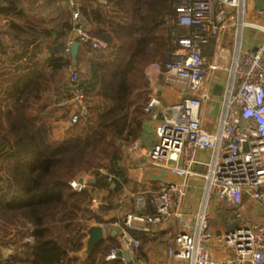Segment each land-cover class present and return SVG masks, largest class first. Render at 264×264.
Masks as SVG:
<instances>
[{"label":"trees","instance_id":"trees-1","mask_svg":"<svg viewBox=\"0 0 264 264\" xmlns=\"http://www.w3.org/2000/svg\"><path fill=\"white\" fill-rule=\"evenodd\" d=\"M8 1L9 13L26 21H12L0 32V264H120L122 257L109 253L126 248L122 236L84 254L88 231L127 214L122 193L139 181L124 164V147L143 134L149 119L154 88L147 67L165 63L177 38L194 27L179 24V0H115L109 6L80 0L89 32L109 46L97 51L82 45L75 60L63 51L74 28L70 8L47 21L19 12V0ZM47 3L61 9L58 0ZM74 66L84 87H101L112 106L86 115L57 139L49 131L50 115L69 112L57 102L72 94L67 71ZM88 176L95 178L92 189L106 190L104 204H93L92 189L72 186ZM157 196V187L147 194L146 211L156 210ZM125 229L141 239L139 253H147L149 238Z\"/></svg>","mask_w":264,"mask_h":264},{"label":"built area","instance_id":"built-area-1","mask_svg":"<svg viewBox=\"0 0 264 264\" xmlns=\"http://www.w3.org/2000/svg\"><path fill=\"white\" fill-rule=\"evenodd\" d=\"M64 1L71 9L74 28L63 51L72 54L75 41L97 51L107 48V40L89 32L80 0ZM114 1L100 0L105 6ZM257 7V0H179V24L194 28L177 38L178 46L165 63L152 62L146 73L151 81L166 75L169 82L188 87L190 93L165 102L160 93L153 91L146 110L156 135L145 161L181 179L158 181L154 212L146 211L147 197L141 194L136 197V208L122 220L96 224L105 230L120 225L139 231L161 224L172 235V253L184 264H264V22L254 19ZM233 25L237 38L224 113L218 130L210 131L203 127L201 119L203 101L211 92L210 83L207 86L205 83L221 67L220 61H210L213 50L210 39L215 36L219 45L226 29ZM249 27L263 33L257 50L245 44V29ZM70 71L72 94L59 99L57 104L69 107L73 124L112 106L106 98L103 102L92 100L89 94L93 90L84 87L81 70L71 67ZM124 152L129 166L143 167L140 137L127 144ZM135 162L139 165H134ZM115 176L109 173L108 179L113 181ZM89 177H83V181L76 178L71 184L77 190L92 189ZM195 177L203 180V186L198 209L193 212L188 199ZM91 199L96 206L104 204L106 190L92 189ZM217 199L218 204L230 209L256 201L260 203V218L242 220L218 235L210 220L212 204ZM217 239L232 247L236 255L213 257L211 248ZM124 243L129 248L141 246L140 239L130 234ZM118 251L112 248L109 258H117Z\"/></svg>","mask_w":264,"mask_h":264},{"label":"crops","instance_id":"crops-1","mask_svg":"<svg viewBox=\"0 0 264 264\" xmlns=\"http://www.w3.org/2000/svg\"><path fill=\"white\" fill-rule=\"evenodd\" d=\"M37 2L33 5H31V2L29 1H23L19 0L18 7L19 12L28 13L30 15H36L40 18H52L53 16H56L55 8L52 7H44L43 1L36 0ZM48 1V0H47ZM47 1H44L47 3ZM61 2V9H68V4L64 3V0H58ZM257 12L254 14V19L256 21L264 22V0H257ZM67 6V7H66ZM260 6V7H259ZM12 7L11 2L8 0H0V21L2 18L6 17V14L9 13V8ZM63 8V9H62ZM259 8H262L260 10ZM11 13V12H10ZM16 14V13H15ZM17 15V14H16ZM3 20V19H2ZM49 19H47L48 21ZM8 24H2L0 22V26L3 27L4 31L7 30ZM235 31L236 25H233ZM259 32L258 34H255L256 40L249 42L246 40L245 44L247 48L251 50H255V47H259L260 42L263 39V33L258 29L253 28H246L245 34L247 36H250L253 34V32ZM216 40L215 36L211 37V44L213 43V40ZM222 41V40H221ZM5 42H8V39H5ZM9 43V42H8ZM7 43V44H8ZM213 46V45H212ZM215 46H222L221 44L218 45V41L216 40ZM214 46V47H215ZM234 48V47H233ZM213 51V50H212ZM235 54V52H234ZM233 54V55H234ZM232 56L227 57L224 53L217 54L216 57L212 60V62H217L216 60L220 61L219 65L221 67L222 64H231L232 68ZM220 67V68H221ZM231 68L230 72L225 75L226 71H219L218 79L214 82V86H212L211 80L208 79L206 81L205 85L210 83L211 88L213 92H210V96L207 99H204L202 107H201V119H202V125L205 129L210 131H217L220 124V119L224 113V107H225V100H226V87L230 83L231 78ZM219 70V69H216ZM152 85L157 86V92L160 93L165 102H172L179 100L180 98L187 96L190 93V89L188 87H185L184 85H181L179 83H172L169 82L166 79V75H161V77L152 80ZM95 91L93 93L94 97L92 96L93 93L90 95V98L92 100H97L96 102H103L106 100L104 98L103 92L101 87H97L94 89ZM101 109L100 111H102ZM149 123V124H148ZM155 132L152 129V124L149 121L145 123V130L143 134L140 136L141 138V145H142V156H141V166L131 167L129 166L128 160L124 158V164L129 170L134 171V178L139 181L138 184H132L128 185L125 188V191L129 192L130 195L126 197H122L124 201V209H127V213L134 210L136 208V197L137 195H145L147 197V194H149L154 188L157 187L158 181L160 180H180L181 178L173 174L165 169L156 167L152 164L146 163L147 153L150 151L154 140H155ZM134 165H139V162H135ZM139 186V188L135 189V187ZM202 186H203V180L201 181L200 177L193 178V185L190 190V195L188 199V205L189 209L191 211H195L198 209L199 202H200V194L202 193ZM220 203L219 199L214 201V204H212V212L218 216L216 221L219 224H215L216 234H220L227 229L228 225H230L235 220H239L241 218L242 220H254L259 219L261 210H260V203L256 201H247L246 203L250 206L246 207V204L242 205L238 209H230L225 207ZM217 204V205H216ZM130 205V207H129ZM216 207H218V210H216ZM242 210V213L239 212V214L236 217H231L228 214H222L220 211L230 212L233 210ZM224 222H222V221ZM120 226V225H119ZM119 226L114 227H108L105 231V240L108 241H116L119 240L122 236L123 243L125 240V237L128 236L130 233L125 229V226H121V229ZM137 234L140 235H146V237L149 238V245L150 249L147 253L140 254V249L142 248V245L138 248H132V253L136 257H138L137 263L138 264H184V260L182 259H176L175 255L171 251V245H172V235L170 233V230L166 227H163L161 224H152L149 229H145L142 231L136 230ZM139 238V237H136ZM140 239V238H139ZM141 242V239H140ZM125 244V243H124ZM126 248H129L127 245ZM212 256L216 259L219 258H228V257H234L235 251L232 247L227 246L226 244L222 243L219 239L214 242L211 248ZM127 264V260L122 257L120 264Z\"/></svg>","mask_w":264,"mask_h":264},{"label":"rangeland","instance_id":"rangeland-1","mask_svg":"<svg viewBox=\"0 0 264 264\" xmlns=\"http://www.w3.org/2000/svg\"><path fill=\"white\" fill-rule=\"evenodd\" d=\"M64 3H66L64 1ZM67 4V3H66ZM43 5L44 7H48V3L46 2H43ZM67 7V6H66ZM63 9V8H62ZM64 10V9H63ZM62 12V11H61ZM59 9H55V13H56V16L55 18L58 16L59 13H61ZM28 14V13H26ZM28 16H34L33 14L30 15L28 14ZM54 16L52 18H47L49 19V21H52L53 19H55ZM3 19V20H2ZM1 19V23L2 24H8V25H12V21H26L24 18H21L19 17L18 15L16 14H13V13H7L6 14V17L5 18H2ZM255 29V28H253ZM258 34L259 32H256L254 31L253 34H251L250 36H247L246 34L244 35L245 39L249 42H252L254 40H256L257 37H255V34ZM236 31L234 29L233 26H230L226 29V31L224 32L223 36H222V41H221V45L222 46H215L214 47V44H213V51L211 53V58H210V61H212L217 54H221V53H224L227 57H230L234 54L235 52V43H236ZM234 47V48H233ZM258 48L255 47V50H257ZM83 66V65H82ZM81 66V67H82ZM222 66L224 67H221L219 68V70H216L214 71V74H213V77H212V80H211V83H212V86H214V82L218 79V76H219V71H226L225 75H227L229 72H230V68H231V64L227 63V64H222ZM73 69H79L78 67L74 66L72 67ZM70 68L68 69L67 71V77L69 78V80H71V73H70ZM154 88V92L157 91V86H154L152 87ZM96 89V88H95ZM211 92H213L212 88L210 89ZM95 90H93L94 92ZM94 94L96 93H93V97H94ZM90 96V94H89ZM63 107H66V106H63ZM68 108V111L66 115H63L61 117H57V118H54L52 117V115H50V125H49V131L51 132L52 136L53 137H56L57 139L59 138H62L64 134H66V129L69 128L70 126H73L74 124L71 122L70 120V110H69V107H66ZM149 120V119H148ZM147 120V121H148ZM149 124V123H148ZM132 171V170H130ZM134 173V171H132ZM139 188V186L137 185V187H135V189ZM246 204V207L250 206L249 204L245 203ZM217 205V204H216ZM130 207V205H129ZM124 209V208H123ZM120 211H122L121 209H119ZM216 210H218V207H216ZM242 213V210H233V211H230V212H225V211H220V213H222L223 215L224 214H228L229 216L231 217H236L238 214ZM218 218L217 215H215L212 210H211V224L213 225V227L215 228V225H214V222L215 224H219L216 219ZM219 219V218H218ZM222 221V220H221ZM223 222V221H222ZM224 223V222H223ZM64 227L67 229V228H70L71 225H68V224H64ZM150 249V245L149 243L144 245V250L147 251V254L148 255V251Z\"/></svg>","mask_w":264,"mask_h":264},{"label":"water","instance_id":"water-1","mask_svg":"<svg viewBox=\"0 0 264 264\" xmlns=\"http://www.w3.org/2000/svg\"><path fill=\"white\" fill-rule=\"evenodd\" d=\"M3 30H4L3 27L0 26V32ZM80 47H81V45L78 41L73 42V44H72V56L75 60L78 58V53H79ZM83 179L84 178L82 177L81 181H83ZM88 181H89V183L93 184V183H95V178L93 176H90L88 178ZM129 195H130V193L127 191H124L122 193V197H126ZM241 221H242V219L239 218L238 221L231 223L230 225H228L227 230L233 229ZM117 229H121V228H117ZM105 231H106L105 228L101 224H94L89 228V231H88L89 235H88V238L86 240V248L84 250V254H87L89 251L93 250L99 242L105 240V238H106ZM126 240L129 242L128 239H126ZM118 256L124 257L127 260V264H138L137 258L133 255L132 250L130 248L120 249L118 251Z\"/></svg>","mask_w":264,"mask_h":264}]
</instances>
